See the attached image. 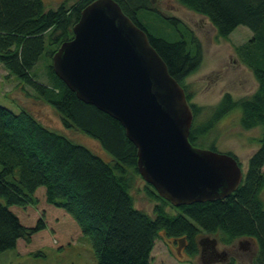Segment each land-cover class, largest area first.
Listing matches in <instances>:
<instances>
[{
	"label": "trees",
	"instance_id": "trees-1",
	"mask_svg": "<svg viewBox=\"0 0 264 264\" xmlns=\"http://www.w3.org/2000/svg\"><path fill=\"white\" fill-rule=\"evenodd\" d=\"M93 1L76 0L72 5L63 2L46 9L43 0H0V64L55 108L65 128L94 137L113 157L112 162L105 161L47 128L31 113H16L0 105V253L16 248L20 239L30 240L45 228L42 218L35 226L23 225L10 209L36 204L35 192L45 187L47 203L64 209L90 237L96 264H151L161 233L184 239L191 256L200 254L201 234L219 236L224 245L252 238L258 246L252 264H264V204L260 198L264 188V0H178L207 17L221 39H228L241 25L253 33L251 40L236 50L258 83L256 91L239 99L224 94L211 108L209 119L199 125L197 119L206 107L191 101L195 93L186 79L203 61L200 40L175 17L165 16L164 20L179 31V40L171 42L152 34L143 23L145 13L157 11L152 0H114L147 33L170 74L183 87L193 114L189 135L193 146L237 107L242 111L240 127L244 130L263 126L261 144L249 158L244 179L234 193L223 199L175 207L146 182L148 197L156 202L152 215L135 206L132 189L137 177L142 176L137 167V148L125 128L114 117L81 101L52 66L54 53L73 38L81 10ZM43 55L49 61L52 85L39 82L32 73ZM226 264L236 261L230 259Z\"/></svg>",
	"mask_w": 264,
	"mask_h": 264
},
{
	"label": "water",
	"instance_id": "water-1",
	"mask_svg": "<svg viewBox=\"0 0 264 264\" xmlns=\"http://www.w3.org/2000/svg\"><path fill=\"white\" fill-rule=\"evenodd\" d=\"M120 8L95 0L81 10L73 38L52 57L55 74L81 101L122 124L141 176L159 197L179 207L230 196L244 179L238 160L190 143L193 114L183 87Z\"/></svg>",
	"mask_w": 264,
	"mask_h": 264
},
{
	"label": "rangeland",
	"instance_id": "rangeland-1",
	"mask_svg": "<svg viewBox=\"0 0 264 264\" xmlns=\"http://www.w3.org/2000/svg\"><path fill=\"white\" fill-rule=\"evenodd\" d=\"M46 9L56 8L61 3L72 5L76 0H43ZM157 11L143 15V23L148 30L168 41L181 38L174 25L164 20V17H175L185 23L197 37L203 49V61L196 72L186 79L190 91L195 95L192 102L206 107L198 117L197 124L206 121L212 114L211 108L216 107L224 94L230 93L233 99L251 95L256 91L258 83L252 71L243 64L236 50L237 46L248 43L253 33L247 26L237 27L228 39L219 38L216 29L204 15L195 13L178 0H152ZM48 48V44H46ZM48 60L43 55L33 69L36 79L46 85H52L48 76ZM0 105L16 113L25 110L31 113L44 126L58 132L77 144L90 149L105 161L112 162L113 157L94 139L74 128H65L60 114L55 108L39 96L28 83L14 75H9L6 68L0 64ZM242 111L239 107L225 115L215 127L204 136L196 147L204 150L215 149L219 153H231L238 158L242 172L248 168L249 158L257 151L261 142L263 126L244 130L240 127ZM264 171V167H263ZM45 187L35 192L37 203L25 208L11 206L10 209L19 217L23 225L32 227L40 218L46 226L30 237V240L20 239L16 248L0 253V264H96V257L89 236L82 233L76 220L64 209L47 203ZM135 206L150 215L153 214L156 202L148 197L147 183L143 177H137L132 189ZM260 198L264 204V188ZM168 211L175 213L171 207ZM206 235V234H201ZM200 235V237H201ZM222 248L224 243L210 236ZM209 237V238H210ZM247 239L245 247L240 249V241ZM152 251L151 264H202L199 254L189 255L186 242L183 239H171L161 233L156 239ZM236 264H252L258 246L252 238L235 239L228 244ZM224 262L223 264H226Z\"/></svg>",
	"mask_w": 264,
	"mask_h": 264
},
{
	"label": "flooded vegetation",
	"instance_id": "flooded-vegetation-1",
	"mask_svg": "<svg viewBox=\"0 0 264 264\" xmlns=\"http://www.w3.org/2000/svg\"><path fill=\"white\" fill-rule=\"evenodd\" d=\"M208 235H201L198 237V241L202 240L203 242V251L200 248V261L202 264H223L224 262L230 261V259L234 258L230 249L227 245H223L222 248L218 247V242L214 245V242L211 240V237ZM183 241H185L183 239ZM245 242L248 243L247 239L244 241H240V249L246 250L248 249L247 246L245 247Z\"/></svg>",
	"mask_w": 264,
	"mask_h": 264
}]
</instances>
